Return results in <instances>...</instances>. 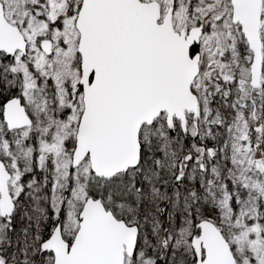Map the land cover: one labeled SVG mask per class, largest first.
<instances>
[{
  "label": "snow or ice",
  "instance_id": "obj_1",
  "mask_svg": "<svg viewBox=\"0 0 264 264\" xmlns=\"http://www.w3.org/2000/svg\"><path fill=\"white\" fill-rule=\"evenodd\" d=\"M0 264H264V0H0Z\"/></svg>",
  "mask_w": 264,
  "mask_h": 264
}]
</instances>
